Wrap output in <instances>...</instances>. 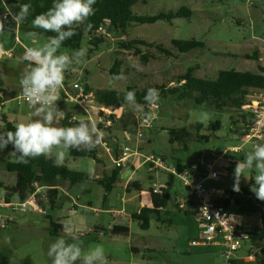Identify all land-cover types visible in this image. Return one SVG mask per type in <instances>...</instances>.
Masks as SVG:
<instances>
[{"label": "rangeland", "instance_id": "obj_1", "mask_svg": "<svg viewBox=\"0 0 264 264\" xmlns=\"http://www.w3.org/2000/svg\"><path fill=\"white\" fill-rule=\"evenodd\" d=\"M2 3L0 2V11L5 13L7 9ZM4 4H7V8L12 12L18 10V6L8 4L6 0ZM183 7L191 11L189 19H175L171 24L157 22L151 25H134L124 34H117L104 28L100 34L104 42L90 53L87 46L88 38L85 37L80 48H86L87 54L79 64L74 62L65 72L64 82L86 84L94 94L102 90L122 92L127 87L142 89L150 85L166 84L174 81V77L185 73L191 67H196L194 74L196 77L208 80H214L217 72L221 70L255 73L258 65L264 68V0H139L132 11L139 16H155L159 13H175ZM25 28L34 29L33 27ZM39 30L42 29H37L39 35L36 38H31L26 32L21 31L18 34L21 45L15 43L14 35L9 36L5 42L6 47L3 50L4 52L9 50V54L0 55V78L6 86L16 89L15 91L21 89V73L28 63L24 59L25 50L42 47L46 42L45 36ZM135 38L162 45L166 49L170 48L172 40H196L204 44V49L193 50L187 54H175L172 58L162 56L156 50H150L149 53L155 59L142 62L133 51L127 52L117 47L118 42ZM74 51L59 49L58 54L71 56ZM141 51L146 53L145 50ZM254 52L257 53L258 61L250 58ZM115 62L118 63L117 73L114 78H111L110 71ZM171 86L174 85L171 84ZM260 92L249 90L248 99L251 100ZM3 98L2 100L0 95V103L4 102L3 107L0 108V116L5 115L14 125L34 118L31 107L18 106L9 98L8 93H5ZM156 105L159 107L158 119L151 122L149 129L141 130L144 136L141 141L144 142L143 148L138 151L140 155H143L139 163L143 162L147 156L154 155L163 161V168L152 170L150 163L143 162L140 167L137 165L133 167L134 171L129 180L130 183H138L143 191L163 187L168 196L167 207L160 221L151 217L150 228L145 232L140 230V222L130 218L137 212L139 202L147 201L145 194L139 195L140 201L136 199L124 202L123 200L136 193L131 191V194L126 195L122 185L124 179L121 176L107 196L103 187L96 183L97 179L110 175L114 168L113 159L117 153L116 142L122 141L124 132H135L137 115L140 112L135 111L132 105H127L125 109L127 111H117L112 116L114 120L111 122V127L104 129L99 121V115L88 116L75 107L58 106L64 114L75 115L76 120L66 122L59 118L56 126L62 127V124L73 126L80 119H86L95 123L104 136L97 146L100 159L98 163L89 158L73 159L68 150L59 148L54 149L53 155L50 156L57 165H64L70 170L88 174L90 178L88 182L78 184L72 189L67 183L59 182L60 194L53 211L49 210V204L46 203L44 204L47 208L45 215L27 212L25 215L14 216L18 229L23 233V236L18 238H21L23 244L27 246V255L30 258L36 255L34 263L43 264L44 258L48 260L46 254L49 249L45 247L49 240L46 234L50 229L49 221L52 219L53 222L68 225L70 234L76 233L74 238H77V233L82 234L83 229L86 230L88 226L108 227L115 220L120 226H126L130 230L129 239L122 241L129 242L137 248L140 254L144 255V260H150L151 264H221L222 259L218 248L189 245L191 240L199 237L198 224L195 218L185 216L183 211H178L174 206L175 201L185 197V187L181 179L167 168L174 166L179 169L194 164L202 152L210 155L228 146L237 145L238 135L234 133L237 127L231 122V118L237 119V113L233 110L212 111L202 107H191L171 97L164 99L160 97ZM12 115L15 116L12 117ZM216 122L221 128L213 134L208 131V126ZM197 125L201 126L198 130ZM2 128L0 121V129ZM182 130L190 135L185 143L175 140L178 132ZM202 137H208V142H203ZM148 140L150 144L145 145ZM102 143L111 150L110 153L105 151ZM127 145L129 146V143ZM10 151H12L11 145L0 151V158L16 162V158L9 154ZM60 151H64V158L57 162ZM132 162L133 160L131 164ZM244 175L248 179L240 178L239 189L247 186L256 172L253 169L246 171ZM14 181L15 175L6 173L3 164L0 163V198L4 195V187H11ZM234 184V172L233 175L213 183L215 188L225 191L229 196L237 192L234 190ZM130 185L127 187L132 190L133 186ZM246 225H249L246 228H250L256 224L251 222ZM35 232L36 238L31 236ZM67 237L71 238V235ZM146 244L152 247L163 245L165 254L159 257L158 255H161L159 253H156L157 255L147 253L143 250ZM263 246L264 243L251 246L245 242L242 249L236 253V264H256V256H260ZM30 250L35 252L31 253ZM84 251L87 252L85 249ZM248 256H253V261H247ZM139 259L141 260V256ZM49 263L52 264V259Z\"/></svg>", "mask_w": 264, "mask_h": 264}, {"label": "trees", "instance_id": "obj_2", "mask_svg": "<svg viewBox=\"0 0 264 264\" xmlns=\"http://www.w3.org/2000/svg\"><path fill=\"white\" fill-rule=\"evenodd\" d=\"M8 4L19 6L23 4H30L29 15L20 24L22 27H32V20L39 14L50 9L55 0H6ZM139 2V0H96L93 5L94 15L89 17L86 22L92 24L91 30H85L86 24L76 28V35L66 40L61 45L60 49L78 50L82 40L87 37L88 53L98 48L104 42V38L98 33L99 27L112 30L114 33H125L134 25H151L157 22L172 23L175 19H189L191 11L188 8H181L177 12L159 13L155 16H139L133 13L132 8ZM44 32L45 39L56 35L53 32ZM120 50L131 52L133 51L142 62H148L154 58L149 52L156 50L160 55L167 58H172L175 54H187L193 50L204 49V44L196 40L179 41L172 40L170 48L166 49L162 45L147 42L142 39H130L117 43ZM141 50H145L146 53ZM251 60L258 61L257 53L254 52ZM155 59V58H154ZM118 63L115 62L111 71V78L115 77L117 73ZM196 67H191L183 74L174 77V81L161 85H150L142 89L134 87H127L124 91L116 90H102L94 92L95 102L105 109L115 111L125 110L129 105L124 95L127 91H134L136 102L143 107L148 105L144 96L148 88H156L159 90L161 98L171 97L177 102H182L191 107H202L212 111L233 110L237 113V119L231 118L232 125L237 128L234 133L238 136L243 135L247 131L250 118L245 115L242 108L249 103L248 91L256 90L264 92V68L257 66V71L252 72H238L235 70H221L217 72L214 80H208L196 77ZM173 84L174 86H171ZM3 82L0 78V93H8L9 98L16 96L17 91H4ZM87 91H91L87 88ZM61 107V106H60ZM68 115V114H67ZM114 120L113 117H110ZM0 121L3 128L0 129V134L8 131H15V125L10 122L5 115L0 116ZM62 127H68L62 124ZM197 130L201 128L196 126ZM221 126L218 122L211 123L208 126V131L216 133ZM189 134L185 131H179L175 140L180 143H185L189 139ZM203 142H208V137H202ZM69 155L73 159L89 158L96 163L100 162L98 157V147L91 151H78L76 149L68 150ZM117 158V154L115 155ZM0 163L3 164L4 171L8 174L15 175V182L11 187H4V198L7 201L14 199L18 201H25L35 183L45 187L44 199L49 204V210L53 211L56 208V203L60 194L58 184L59 182L67 183L69 187H74L81 183L88 182L89 175L86 173L68 169L64 165H57L53 158L39 156L30 159L28 164L17 162H9L0 158ZM180 169V168H179ZM121 168L114 167L109 176L104 175L102 179H97L96 183L101 185L105 191L106 196L111 192L113 186L118 182L121 173ZM255 184L254 178H250L249 183L238 192L233 193L231 200L225 203V207L230 206V210L242 215L245 219H255L259 222L258 227L246 228L248 234L246 240L251 246H258L264 243V201L256 198L255 194L250 191V188ZM130 186L136 187L135 183ZM139 191V189L137 188ZM151 200L149 206H144L137 213L132 215L131 219L140 222L139 228L141 231H148L150 227L151 217H155L160 221L161 214L164 212L168 203V196L163 190L160 194H153L152 190ZM105 196V197H106ZM177 209L178 206L176 205ZM179 210V209H178ZM181 211V210H180ZM184 215L189 217L190 214L184 212ZM50 236L61 234L65 228L63 225L49 221ZM104 234L108 237H127L129 229L126 226H113L110 230H105ZM236 264V263H235ZM256 264H264V246L260 250V256H256Z\"/></svg>", "mask_w": 264, "mask_h": 264}, {"label": "clouds", "instance_id": "obj_3", "mask_svg": "<svg viewBox=\"0 0 264 264\" xmlns=\"http://www.w3.org/2000/svg\"><path fill=\"white\" fill-rule=\"evenodd\" d=\"M96 0H55L53 6L46 12L37 15L32 20L34 29L53 32L56 35L48 37L42 47L27 48L24 59L28 62L21 73L20 86L24 97L33 109L32 117L28 122H19L15 131L0 134V151L12 146L11 156L17 163L28 164L30 159L39 156L49 157L56 148L62 150L76 149L91 151L103 139L104 133L90 120L80 119L73 126L58 127L59 118L64 116L63 110L58 108L59 91L63 87L65 72L75 62L79 64L86 56L87 49L81 47L71 56L58 54L64 41L76 35V28L85 25L89 17L94 15L93 5ZM7 11L0 15V32L5 30L9 18L13 23L21 24L29 15L30 4L19 6L18 12ZM92 24L87 23L85 30H91ZM27 35L36 38L39 33L29 31ZM125 101L134 107L135 111L144 113L143 106L136 102L135 92L127 91ZM160 99L159 90L148 88L144 96L147 104L153 105ZM86 111V109H85ZM64 158V151L57 155V162ZM255 170V184L250 188L256 198L264 201V144L253 145V150L245 153L243 160L236 163L234 169V190L239 191L240 178L246 171ZM47 255L52 264H75L82 260V264H108L104 248L96 245L87 252H83L77 243H66L58 238L50 245Z\"/></svg>", "mask_w": 264, "mask_h": 264}, {"label": "built area", "instance_id": "obj_4", "mask_svg": "<svg viewBox=\"0 0 264 264\" xmlns=\"http://www.w3.org/2000/svg\"><path fill=\"white\" fill-rule=\"evenodd\" d=\"M103 30L104 27H99L97 32L101 34ZM87 88L86 84L64 82L59 91L58 106L75 107L88 116L99 115V121L103 128L111 127L110 117L117 111L103 109L95 102L93 93L87 91ZM12 100L18 106L30 107L22 89L17 91ZM143 109L147 115L138 113L135 132H124L122 141L116 142L119 149L117 158L113 159L116 168H125L131 156L138 153V150L133 151L127 144L133 140H143L144 136L141 130L149 129L151 122L159 117V107L156 104H148ZM242 110L250 118V122L247 131L236 137L237 145L228 146L220 152L210 153V155L202 152L194 164L180 169L174 166L167 168L173 175L181 179L185 187V197L176 201L178 209L181 211H187L188 208L194 209L199 237L191 241L190 245H207L218 248L222 259L221 264L236 263V253L242 249L248 239V234L243 224L244 217L230 210V206L225 207V203L231 200V196L225 191L215 188L213 183L233 175L236 163L244 158L243 154L248 150H253V145L264 143V92L253 96L251 100L249 99V103ZM101 111L104 113H100ZM60 119L74 122L76 116L64 114ZM102 146L107 153L111 152L105 143H102ZM145 162L151 164L152 170L163 168L164 165L163 161L154 155L147 156ZM31 190L28 198L23 202L16 199L7 201L4 196L0 198V229H4L17 214L33 212L45 215L47 209L44 205L47 203L44 199L45 187L35 183ZM163 190V187H156L152 189V193L160 194ZM253 259V256L247 257V261L251 262Z\"/></svg>", "mask_w": 264, "mask_h": 264}, {"label": "crops", "instance_id": "obj_5", "mask_svg": "<svg viewBox=\"0 0 264 264\" xmlns=\"http://www.w3.org/2000/svg\"><path fill=\"white\" fill-rule=\"evenodd\" d=\"M0 2H3L2 5H5L4 0H0ZM18 11H19V9L16 10V12H18ZM3 14H4V12L0 11V15H3ZM21 31L26 32V33H28L29 31H36L37 32V29L25 28V27L20 26V24L17 25L15 23H13L11 20V17H9L6 24H5V30L0 32V55H4V53H5V55L9 54V50H5V52H4L3 49H5V47H6L5 46L6 40L9 39V36H11V35H14L15 43L17 45H21V41L18 39V34H20ZM39 32H41L44 35L43 30H39ZM2 88L4 91H15L16 90V89L9 88L4 83H3ZM0 95H1L2 100H3L4 99L3 97L5 94L0 93ZM3 103L4 102L0 103V105H1L0 108L3 107ZM13 116H15V115H12V117ZM143 142L133 140L132 143H129V146L133 151H136V150L140 151L143 148ZM149 144H150V141L149 140L146 141L145 145H149ZM116 154L117 155L119 154L118 147H117V153ZM142 158H143V155H140L139 153L133 154L131 156V158L129 159L127 166L123 170H121L122 173L120 175L124 179V180H122V185L125 188L126 195L131 194V191L133 193H136L133 196H131L130 198L123 200L124 202L135 201L136 199H138L140 201V196L142 194H145L147 201L146 202H139L140 204L138 206L137 212L142 207L149 206L150 200H151V196H150V192H149L150 190L149 191L141 190L138 183L132 182V183H135V185H136V187H133L132 190H130L127 187L129 184H132L129 182V180H130V177L132 176V172L134 171L133 167L135 165H137V167H140L143 164V162H145V160H143V162L139 163V159H142ZM132 160H133V162L131 164ZM72 188L73 187H70V189H72ZM137 188L139 189V191L137 190ZM138 192H139V194H137ZM175 204H176V201L174 203V206L176 207ZM178 211H180V210H178ZM108 212H110V211H108ZM184 212H187L188 214H190L189 217L194 218V215H195L194 209L188 208L187 211H183V213ZM18 215H25V214H18ZM132 215H134V214H132ZM132 215L130 216V218L132 217ZM251 222H254L256 224L254 226H251V228L259 226V222L255 219H245V221H243V224L246 227V226H249L246 224H249ZM55 223L63 225L65 228L63 229L61 234H58L55 236H50V234H49L50 229H49V231L46 234V236L49 240L47 247H45L46 249L47 248L49 249L50 245L53 244V241L55 242L58 238H63L66 241V243H77V244H79L80 247L82 248L83 252H85L84 249L86 251H88L89 248H92L96 245L103 246L108 264H151L150 260L149 261L144 260V255H141L140 251L137 248L133 247L129 242L122 241L123 239H126V240L129 239L130 230H129V234L127 237H108L104 234L105 230H110L113 226H120L115 220H113L112 223L109 224L108 227L88 226L86 230L83 229L82 234L77 233V238L73 237L74 234H76V233L70 234V228L68 225L62 224L59 222H55ZM198 231H199V229H198ZM35 234H36V232L34 234H31V236L36 238L37 235H35ZM67 235H71V238L67 237ZM20 236L22 237L23 233H21L20 229H18V223L15 220V218L13 221L9 222L4 229H0V264H36V263H34L36 255H32L31 258L29 257V255H27L28 254V251H27L28 248H27V246H25V244H23L24 242H22V239L18 238ZM193 240H196V239H193ZM193 240H191V241H193ZM190 242H189V245H190ZM201 246H207V245H199V246H195V247H201ZM143 250L146 251L147 253L152 254V255L159 253V254H161V255H158L159 257H161L163 254H165V248L163 245H161V247H156V245L152 247V246H149L146 244L143 246ZM30 252L33 253L35 251L30 250ZM140 256H141V260L139 259ZM46 259H48V260H45V258H44L45 262L43 264H50L49 261L51 260V258L47 254H46ZM75 264H82V260H77L75 262Z\"/></svg>", "mask_w": 264, "mask_h": 264}, {"label": "water", "instance_id": "obj_6", "mask_svg": "<svg viewBox=\"0 0 264 264\" xmlns=\"http://www.w3.org/2000/svg\"><path fill=\"white\" fill-rule=\"evenodd\" d=\"M46 199V198H45Z\"/></svg>", "mask_w": 264, "mask_h": 264}]
</instances>
